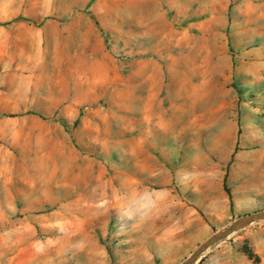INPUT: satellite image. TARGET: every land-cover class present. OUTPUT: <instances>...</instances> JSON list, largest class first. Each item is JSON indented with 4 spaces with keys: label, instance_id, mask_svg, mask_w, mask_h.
<instances>
[{
    "label": "rangeland",
    "instance_id": "374dc122",
    "mask_svg": "<svg viewBox=\"0 0 264 264\" xmlns=\"http://www.w3.org/2000/svg\"><path fill=\"white\" fill-rule=\"evenodd\" d=\"M198 154L264 190V0H0V264H180L116 208ZM251 225L195 264H264Z\"/></svg>",
    "mask_w": 264,
    "mask_h": 264
},
{
    "label": "crops",
    "instance_id": "0c3cea01",
    "mask_svg": "<svg viewBox=\"0 0 264 264\" xmlns=\"http://www.w3.org/2000/svg\"><path fill=\"white\" fill-rule=\"evenodd\" d=\"M178 178L185 195L172 186V176L161 188L152 190L158 198L153 211L167 210V220L162 226L157 227L158 218H153V234L154 240L162 242L164 248L182 251L181 256L187 255L214 230L228 225L233 218L264 209L263 204H254L264 201L262 189L258 190L256 198L248 187L238 192L231 190L229 194L225 191V180L230 178L225 161L202 166L201 155H195L193 174L180 170ZM254 226L247 228V232L261 233L264 240V221Z\"/></svg>",
    "mask_w": 264,
    "mask_h": 264
},
{
    "label": "clouds",
    "instance_id": "9594fccd",
    "mask_svg": "<svg viewBox=\"0 0 264 264\" xmlns=\"http://www.w3.org/2000/svg\"><path fill=\"white\" fill-rule=\"evenodd\" d=\"M157 199L150 189L126 190L120 195L117 218L129 227L139 224L151 216Z\"/></svg>",
    "mask_w": 264,
    "mask_h": 264
},
{
    "label": "water",
    "instance_id": "95a60500",
    "mask_svg": "<svg viewBox=\"0 0 264 264\" xmlns=\"http://www.w3.org/2000/svg\"><path fill=\"white\" fill-rule=\"evenodd\" d=\"M264 221V209L249 212L234 218L228 225L213 232L206 240L198 245L180 264H195L213 244L226 238L233 232L251 224Z\"/></svg>",
    "mask_w": 264,
    "mask_h": 264
},
{
    "label": "trees",
    "instance_id": "16d2710c",
    "mask_svg": "<svg viewBox=\"0 0 264 264\" xmlns=\"http://www.w3.org/2000/svg\"><path fill=\"white\" fill-rule=\"evenodd\" d=\"M224 188H225V191L229 194V190L226 188V186H224Z\"/></svg>",
    "mask_w": 264,
    "mask_h": 264
},
{
    "label": "bare ground",
    "instance_id": "6f19581e",
    "mask_svg": "<svg viewBox=\"0 0 264 264\" xmlns=\"http://www.w3.org/2000/svg\"><path fill=\"white\" fill-rule=\"evenodd\" d=\"M158 35H159V33H158ZM152 37H155V36H152ZM159 37V36H158Z\"/></svg>",
    "mask_w": 264,
    "mask_h": 264
}]
</instances>
